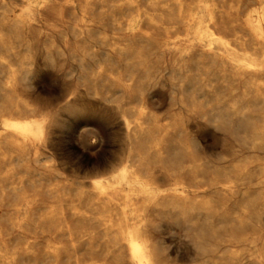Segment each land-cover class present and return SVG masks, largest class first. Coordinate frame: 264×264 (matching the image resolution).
Wrapping results in <instances>:
<instances>
[{"label":"bare ground","instance_id":"obj_1","mask_svg":"<svg viewBox=\"0 0 264 264\" xmlns=\"http://www.w3.org/2000/svg\"><path fill=\"white\" fill-rule=\"evenodd\" d=\"M227 1L0 0V105L33 113L0 115V220L17 218L34 229L40 254L31 262L165 264L155 230L162 219L182 227L196 253L217 264H233L241 241H250L243 245L249 254L264 251V165H236L238 175L220 180V171L202 172L185 132L188 122L203 120L264 149V0H253L260 7L242 18L243 0ZM170 24L186 28V37L170 43ZM230 30L234 38L224 34ZM161 58L155 79L153 63ZM57 72L72 78L78 100L107 95L105 114H97L105 124L113 111L124 119V156L109 175L73 181L56 159L53 112L35 115L23 101L7 103L29 79ZM157 85L179 111L163 131L169 162L155 166L149 154L157 134L147 122ZM77 99L63 106L74 111ZM246 185L259 187L243 192L235 215L231 194ZM251 223L258 225L252 236L236 239Z\"/></svg>","mask_w":264,"mask_h":264},{"label":"rangeland","instance_id":"obj_2","mask_svg":"<svg viewBox=\"0 0 264 264\" xmlns=\"http://www.w3.org/2000/svg\"><path fill=\"white\" fill-rule=\"evenodd\" d=\"M229 1L230 0L227 1L228 5L231 2ZM242 3L246 4V8L241 10L239 14L240 18L245 17L246 11H252L253 9H258L260 7L259 4L257 2H254L253 0H243ZM201 13L203 14V12ZM203 18H206L205 14H203ZM167 26H171L170 28L172 29L170 32V35L172 37L170 43H174L179 39H184L188 34V30L184 27L171 24ZM236 29L237 31H240L237 32L239 35L245 33L243 29ZM235 33L236 31L234 32V30L224 32V34L227 35L229 38H234L233 36ZM245 39H250V35L245 34ZM164 52L166 56L169 55L168 47L164 48ZM163 61L164 59L161 58L160 60L156 59L153 63L152 75L155 79L161 76V71L164 67L162 65ZM67 66H69L68 62L64 61L62 67L66 68ZM51 75H36L33 78L29 79L25 82L28 85L23 84L21 89L16 94L8 97L9 99H7V103H16L18 101H23L35 109V115H39L47 111H51V113L53 112L52 116L58 125L55 133L56 146L54 148L56 152V159L59 161L60 164H62L64 169L71 170L68 172L72 174L73 181L79 180L87 182L93 177L109 175L111 172H113L120 166L122 158L124 156V119H122V117L120 116V112L118 114V111H109L111 114L112 123L109 122L105 124V120H103L105 118L102 116L103 114H105V108L103 105L105 101L102 98L107 95L103 93L97 95L94 93H90L84 95L82 100H78V96L74 93V90L71 86L72 78L70 79V77H65L62 72H57L54 73L52 76ZM163 78L165 79L166 84L170 86L171 84L169 75L164 74ZM33 86L34 88H32ZM83 89L84 91L87 90L86 88ZM151 90V97L155 104V107L152 108L155 109L151 108L153 117L148 119L147 124L152 128L153 131H155L157 135L156 138L151 139L152 151L149 154V157L150 162H152V164L155 166H157L159 162H161V165H166L169 162V159L167 158V150L170 147V139L169 135H166L163 132L164 126L173 122V116L174 114L178 113L179 109L178 107H174L172 109L168 106L169 100L167 95H165L164 93V87L157 85ZM2 98L4 97L1 95L0 91V99ZM76 99L77 103L75 105L74 111L67 110L63 106L66 102L75 101ZM154 100H158V102ZM9 105L10 104L5 106L0 105V115L16 117L19 115H33V113L27 112L22 107L19 111H17L13 108H10ZM165 106L167 107V110L165 109ZM61 107L63 109H61ZM101 112L102 117L99 118L97 114H101ZM132 114L130 113L131 116ZM117 115L118 117H116ZM100 120H102L103 124L100 122ZM115 121L117 122L115 123ZM107 125H109V127ZM179 125H182L181 121ZM206 126L207 125L203 120H200L197 123L191 121L188 122L187 128L185 129V132L187 134L186 136L188 137V142L192 143L191 145H194L193 147L195 148L194 157L202 165V172H211L212 170L220 171L219 177L220 180H222L223 174L225 173L233 177L238 175V172H235L236 165H246L253 167L255 165H258V163L264 165V149L261 148L260 150L259 147H257V149H250L246 147L243 143L239 144L240 142L232 135L224 134L222 130H218L212 126H209V128L208 126ZM56 141L58 143H56ZM160 149L162 150V152H160ZM222 170H228L230 172H221ZM257 187L259 186H241L239 188L238 193L231 194L232 203L234 204V213H236L235 215L238 214L237 207L242 197L244 196L243 192L246 193L247 191V194L252 193V191ZM260 187L263 188V185H260ZM263 214L264 211L262 212V215ZM260 221H262L260 225L264 228V215L260 218ZM158 226L155 229L156 236L159 237H156V241L158 243V246L160 245V257L165 261V264H217V259L213 255L200 256L196 253L197 251L190 246V243H188V239L185 237V231L182 229V227L173 223H169L167 219H162L160 221V225ZM255 226V223H251L248 224L242 232L239 230L236 231V239H245L244 236L246 234L247 236L245 237H251L252 231L258 229V225L256 227ZM36 236L37 234L34 229L27 227L26 223L21 222L17 218L0 220V264H29V262L31 264H36L35 262H31L38 259L40 254L39 248L37 247L38 245ZM245 244H250V241H241L238 244L240 246L237 247V249L235 250L236 252L233 254V264H254L253 260L255 258H258L264 262V251L253 255L249 254L243 250V245ZM23 260H25L26 263Z\"/></svg>","mask_w":264,"mask_h":264}]
</instances>
